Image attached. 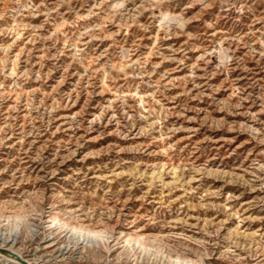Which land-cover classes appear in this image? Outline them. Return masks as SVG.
Listing matches in <instances>:
<instances>
[{"label": "rangeland", "instance_id": "obj_1", "mask_svg": "<svg viewBox=\"0 0 264 264\" xmlns=\"http://www.w3.org/2000/svg\"><path fill=\"white\" fill-rule=\"evenodd\" d=\"M4 237L33 264H264V0H0Z\"/></svg>", "mask_w": 264, "mask_h": 264}, {"label": "bare ground", "instance_id": "obj_2", "mask_svg": "<svg viewBox=\"0 0 264 264\" xmlns=\"http://www.w3.org/2000/svg\"><path fill=\"white\" fill-rule=\"evenodd\" d=\"M86 231V234H97V232L93 230H85L82 227H74V232L79 236L82 237ZM0 257L6 259L9 263L13 264H33L32 261L27 258L22 252L18 249H15L14 246L8 244V238L4 237L2 242L0 243ZM179 260V258H177ZM185 264H199V263H189L184 262Z\"/></svg>", "mask_w": 264, "mask_h": 264}]
</instances>
